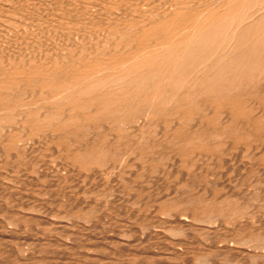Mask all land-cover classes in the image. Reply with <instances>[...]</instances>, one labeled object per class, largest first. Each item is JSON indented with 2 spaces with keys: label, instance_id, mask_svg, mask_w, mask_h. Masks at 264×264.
I'll list each match as a JSON object with an SVG mask.
<instances>
[{
  "label": "bare ground",
  "instance_id": "1",
  "mask_svg": "<svg viewBox=\"0 0 264 264\" xmlns=\"http://www.w3.org/2000/svg\"><path fill=\"white\" fill-rule=\"evenodd\" d=\"M32 1H34V0H32ZM177 1H179V0H177ZM207 1H209V0H207ZM13 2H16V1L15 0H0V151H1V153L8 151V153L10 155L11 154L19 155L18 154L19 152H20V154H22V152L19 151L20 149L18 150V148H20L19 145L21 144V142L24 143L27 138H29L30 136L31 137L34 136L36 133H38L40 131L46 132L47 134L49 133L53 137L56 136L58 139H61V140L63 138L61 136L63 135L66 138H69L70 143H73V146H72L73 151H69V153L73 152V156H74L73 159H74L75 164H72V165H77V166H79V169L82 168L85 170V169H94L96 167H104V166L108 165L110 162H112L113 158H115V157L121 158L125 153L124 149L123 150L121 149L123 145H125V147L133 146L134 147L133 149H136V150H142V151L145 150L146 152L148 151L149 153L153 154V156L155 154H159V153H160L159 156H161V154L163 155V153L165 154L167 148H169L167 151V152H169L170 149L174 150L173 149L174 147L176 148L178 146L177 149H179V148L183 149V147H184L185 149L191 150V152H192L191 155L198 153L197 156H195V157H198L197 161H198V159L200 161V156L202 155V152L204 151V147L206 146V144L208 146L210 144H213V145H215L217 147H221V148L224 146H225L224 148H226V146L228 144H230V145L232 144V136H231L232 128L235 126V123L237 122V120L239 121V119H241V128H242L244 135L247 137V139H252L254 135H259V133H263V130L261 128L264 129V102L260 101L259 99H254L252 97L254 95L253 91L255 90L256 85H257L256 82H259L260 84H262L264 82V22L262 23V21L260 19L261 17L259 18V15L261 14V12L264 11V0H262V1L261 0H217V1L214 0L213 2H215V3H217V2L222 3L221 5L218 4V5H220V7H216V5H215V7H211V6L205 7L202 10L197 9V10L201 11L200 14L198 13L199 15L197 14L198 16L201 15V17H199L195 21L194 20L193 21L186 20L187 18L186 19L181 18V17L179 18L180 14H182V12H183L182 9L189 11L187 9H190L193 6V5H191V7H189L185 4L180 3V1H179L176 4L172 5L174 7V9L169 10V12H167L166 16H165V14L163 15V16H165L164 18L160 19L158 17V19H155V20H149L148 19V20H142V21L136 22V23L132 22V21L127 22L124 20L125 22L116 24L117 26H115L113 24L115 27L109 31H106L107 33L105 32V34L104 33L101 34L99 31L100 34H97V35H92L90 33H89L90 35L74 34V35H71L67 38H65V36H66L65 35L64 37H62L63 39L65 38L64 43H63V41L60 42L61 36H60V38H58L56 36V34L55 35L53 34V36H51L52 32L58 33L59 32L58 29L61 30V28L56 27V28H58L56 30H54L53 28H49L51 26L50 23H48L50 26L48 25L49 27H47V28L51 29L50 31H48V32L44 31V30H46L45 27L47 25L45 27L43 26L44 30L43 29L42 30L44 31V35H46L45 33H49L51 35L50 36L46 35L42 39L41 38V37H43L41 35L42 30L40 29L41 30L40 31L39 27H37L38 26L37 24H41V21L39 22V20L37 21V19L33 20L34 17H31L32 15H31V13L29 14L27 7H25V5H22V7L20 9V8H17L19 5L17 6ZM169 2L170 1H168L167 3H169ZM213 2L211 1V3H213ZM22 3H23V1H22ZM42 3H44V2H42ZM191 3H193V2H191ZM198 5H196V6H198ZM32 6H34V5L31 4V8L33 9ZM173 7H171V8H173ZM29 8H30V6H29ZM85 8H87V7L85 6ZM193 8H195V7L193 6ZM38 9H40V8L38 7ZM101 9H103V8H101ZM143 10H145V9H143ZM32 11H34V10H32ZM96 12H97V10H96ZM146 12H148V11H146ZM161 12H163V11H160V13ZM37 13H39V12H37ZM142 13H140V15ZM80 14H81V12H80ZM51 15L54 16L53 13ZM75 15H77V14H75ZM100 15L98 14V16H100ZM140 15H139V17H140ZM34 16H35V14H34ZM52 16H50L51 19H52ZM156 16H158V15H156ZM87 17H88V15H87ZM147 18H148V14H147ZM87 19L89 20V18H87ZM91 19H92V17H91ZM94 19L97 20L96 17H94ZM93 20H92V22L91 21H89V22H91L92 24L96 23V21L93 22ZM110 20H112V19H110ZM34 21L35 22L37 21L35 23L36 25L33 24ZM59 22H60V20H59ZM16 23H18V26H20V27L22 26V23H27V25L29 23V26L25 25V26H27L26 28L23 26L25 28L22 31L23 33L17 34V33H15L18 31L17 28L14 29L13 27L9 26V25L16 24ZM43 23H42V25H43ZM46 23H44V24H46ZM51 23L53 24L54 22H51ZM113 23H115V22H113ZM30 24H31V26H30ZM102 24H104V23H102ZM111 24H112V22H111ZM54 25H52V26L54 27ZM66 26L67 25H65V28L68 29ZM66 29H62L61 31L65 30V33H68L67 32L68 30L66 31ZM106 29H108V28H106ZM83 30L86 32L85 28ZM102 30H101V32L104 31V30L103 31ZM36 31L40 32V34L39 33L35 34L34 32H36ZM79 31H80V29H79ZM79 31H77V33ZM12 32H14L17 35L16 36L14 34V36L17 37V39L15 41H13L14 38L11 39L12 38ZM80 32H82V31H80ZM87 32H88V30H87ZM97 33H98V31H97ZM261 88H262V86H261ZM261 88L259 85L258 89H261ZM262 91L263 90H261V94H262ZM252 93H253V95L251 96ZM233 94L235 96H232ZM237 94H239L238 96H240L239 99L236 96ZM255 95L257 97H260L259 96L260 93L257 95L255 92ZM231 96L233 97L232 99H235V101L239 100V102L241 103L239 105V108L237 107V109L239 110L238 113H234L231 110L229 111V109H227L228 108L227 103L229 104V101H231V99H229ZM257 97H255V98H257ZM236 98H237V100H236ZM254 110L256 113L254 112ZM204 111L206 112L207 116L208 115L210 116V114H211V119H209V117H208V119H209L208 121H207V118L206 119L204 118L205 116H202L205 114ZM167 117L171 118V121L169 120L170 123L168 125L163 121V119L167 118ZM135 119L139 123L138 124L139 126L135 124L136 126H138L137 127L138 130L136 132L134 129L136 134H134L135 133L134 132L132 137L129 139L130 136L128 134H124L123 132H125L127 130V128H129L128 126L131 125V122L133 120L135 122ZM153 124L156 125L154 128H156V127L157 128L155 131L152 132L151 129L153 127ZM215 125H216V127H215ZM150 127H151V129H150L151 131L149 130ZM131 128H132V126H131ZM82 135L84 138H81ZM263 135H264V133L261 136L264 137ZM262 140H264V139H262ZM62 141H64V140H62ZM67 141H68V139H67ZM125 141H127V142L125 143ZM27 143L26 142L24 143L25 146ZM30 145H32V144H30ZM27 146L30 147L29 145H27ZM208 146H207V148H208ZM21 147H23V146L21 145ZM32 147H33V145H32ZM263 147H264V145L262 144V148ZM227 148H229V147H227ZM24 149H25V147H24ZM53 149H54V147H53ZM240 149L241 150L239 152L241 153V151H243L244 149L242 150V147ZM26 150H29V148H27ZM63 150H66V149L64 148ZM263 150H264V148H263ZM59 151L60 150H58L57 152H59ZM174 152H176V151L174 150ZM27 153H28V151H27ZM9 154L8 155L6 154V156L8 157ZM30 154H32V153H30ZM35 154H36V152H35ZM189 154H190V151H189ZM165 155H163V157ZM174 155L176 156V153H172V155H170V156H174ZM213 155H214V153H213ZM240 157H238V158H240ZM8 158H11V157H8ZM145 158L148 159V157H145ZM164 158H166V157H164ZM169 158H167V159H169ZM192 158H194V157H192ZM126 159L127 158H125L124 160H126ZM170 159H171V161H173L172 157ZM170 159H169V161H170ZM194 159H196V158H194ZM8 160H6V161H8ZM11 160H13V159H11ZM14 160H15V158H14ZM23 160H25V159H23ZM54 160H55V158H54ZM150 160L148 159L149 163H150ZM178 160H182V159L180 158ZM232 161H233V159H232ZM23 162H25V161H23ZM51 162L52 161H50V163ZM61 162H63V161H61ZM161 162L163 163V161H161ZM179 162H181V161H178V162L176 161V163H179ZM7 163H5L4 166H6ZM116 163H118V162H116ZM126 163L128 165L129 161L128 162L126 161ZM176 163H174V164H176ZM227 163H229V162L227 161L224 164L228 165ZM23 164H25V163H23ZM70 164H71V162H70ZM164 165H166V164H164ZM14 166L12 167V169L14 168ZM18 166L20 167L21 165H18ZM22 166H27V165H22ZM30 166L31 165H29V168H30ZM61 166L64 167V165H61ZM117 166L118 165H116V167ZM169 166H171V165H169ZM203 166H204V164H203ZM244 166H245V164H244ZM256 166H257V164H256ZM7 167H8V165H7ZM160 167H159V170H160ZM0 168L3 169L4 167L3 168L0 167ZM56 168L58 169V167H56ZM108 168L109 167H107V169ZM122 168H123V164H122ZM130 168H132V167H130ZM143 168H145V166ZM189 168L191 169V167H189ZM232 168H234V167H232ZM232 168H231V170H232ZM254 168H255V166H254ZM66 169H68V167H66ZM100 169H102V168H100ZM187 169H188V167L186 168V170ZM5 170H6V168H5ZM21 170L23 172V169H21ZM147 170H149V169H147ZM214 170H215V168H214ZM228 170H229V168H228ZM228 170H227V172H228ZM14 171H16V170H14ZM18 171H20V170H18ZM26 171H28V170H26ZM63 171H64V169H63ZM89 171H91V170H89ZM95 171H93V172H95ZM103 171H105V170L101 171L102 174L104 173ZM143 171H145V169ZM204 171H205V169H204ZM10 172H9V174H10ZM22 172H21V174H22ZM56 172H54V173H56ZM59 172L60 171H58V174H56V175L59 176V174L61 173V172L60 173ZM93 172L91 174H93ZM97 172L98 171H96V174H98ZM112 172H113V170H112ZM54 173H53V176L55 175ZM62 173L64 174V172H62ZM115 173H114V175L113 174H111V175L115 176L116 175ZM157 173H158V171H157ZM189 173H190V171H189ZM12 174H13V172H12ZM88 174H87V176H88ZM220 174H222V173H220ZM1 175H2V172H1ZM13 175H15V174H13ZM20 175H18V176H20ZM24 175L26 177L27 173ZM183 175H181V176H183ZM206 175H205V177H206ZM79 176H80L79 179H82L81 177H83V176H81V175H79ZM100 176H101V174H100ZM113 176L112 177L110 176V178H113ZM189 176H190V174H189ZM197 176H199V175H197ZM226 176H227V173H226ZM49 177H50V175H49ZM184 177H185V175H184ZM21 178L22 177L20 176V181L23 182L21 180ZM41 178L44 179L43 177H41ZM60 178H62V177H60ZM88 178L90 179V175ZM98 178H99V176H98ZM148 178H149V176H148ZM181 178L183 180V177H181ZM181 178H179V180ZM185 179H187V180H185ZM194 179H196V177L193 178V180ZM0 180H1V178H0ZM18 180H19V178H18ZM56 180L60 181L59 178H57ZM116 180L117 179H115V181L114 180H112V181L118 182ZM182 180H180V181L182 182ZM184 180L187 183L186 184L187 186H191L190 189L192 188V186L194 188V186L197 184L195 181H193L189 178H184ZM63 181H64V179H63ZM63 181H61V183H63ZM88 181H86V182H88ZM90 181H91V179H90ZM67 182H68V180H67ZM100 182H102V181L100 180ZM181 182H179L178 185H180ZM221 182H223V184H224V181H221ZM25 183L27 184L28 182H25ZM50 183H51V181H50ZM54 183H55V181H54ZM88 183H86V184H88ZM11 184H13V183H10V185ZM56 184H57V182H56ZM157 184H159V183H157ZM189 184H191V185H189ZM1 185H3V184H1ZM21 185L24 186L23 184H21ZM47 185H49V184H47ZM52 185H51V187H52ZM121 185L122 184H120V187H121ZM125 185H127V184H125ZM136 185H138V184H136ZM201 185H203V184H201ZM4 186H6V185L4 184ZM7 186H8V184H7ZM74 186H76V185H74ZM204 186L205 185H203V187ZM230 186L231 185H229V187ZM18 187H20V186H18ZM170 187H173V186H170ZM211 187L213 188V185ZM217 187H219V185ZM246 187H248V186H246ZM42 188H43V186H42ZM91 188H92V186L90 187V189ZM140 188H141V185H140ZM159 188H160V186H159ZM159 188H158V190L160 191ZM0 189H4V188L0 187ZM21 189H22V187H21ZM125 189H127V188H125ZM173 189H174V187H173ZM179 189L181 190L182 187H180ZM225 189H227V186ZM5 190H4V194H5V192L9 191V190L5 191ZM43 190L45 191V189H43ZM58 190H60V189L58 188ZM62 190L65 191L66 189L64 190V188H63ZM77 190H78V188H77ZM94 190L96 191V189H94ZM142 190H144V188ZM192 190H191V192H192ZM0 191L3 192V190H0ZM16 191H18V190H16ZM79 191H80V189H79ZM90 191H93V190H90ZM162 191H164V190H162ZM20 192L18 195H20ZM175 192H177V191H175ZM175 192L173 191V193H175ZM186 192L187 193H185V189H184V193L181 192V194H180L177 192L178 194H180V196L177 195V198H176L177 205H176L175 209H171V208H169V209L163 208L162 209L161 208V210L164 211V213H172L173 216H175V218L177 220L176 222L179 225L181 223L182 225L185 224L186 226L187 225L189 226V224L191 225V223H190L191 221L192 222L199 221L200 223H201V221L208 222L206 224H213V223L215 224L218 222V223H222V225H223L225 222V219H227V218L229 219V217L231 218V215H233V216H236V215L244 216V214L247 213L245 210H242V208L240 206L231 204L226 200L221 201L218 204L213 203V199H215L214 201H216V196L213 195L212 190L209 189L208 187L205 190V195H203V197H199L200 195L197 196V194H199V193L188 194V191H186ZM229 192H230V190L227 193H229ZM15 193L17 194V192H15ZM22 193H23V191H22ZM249 193H253V192L250 191ZM4 194L3 193L1 194V195L5 196L4 198L2 197V199L6 198V195H4ZM13 194L14 193H12V195ZM171 194L168 193L167 194L168 197L172 196ZM18 195H15V196H18ZM28 195H30V194H28ZM88 195H91V194H88ZM88 195H87V197H88ZM114 195L115 194H113V196ZM63 196L64 195H62V197ZM65 196H66V194H65ZM11 197L12 196L10 195V198H9L10 201L14 196L12 198ZM20 197L21 196H19V198ZM25 197L27 198L26 195H25ZM66 197H64V198H66ZM145 197H146V195H145ZM148 197H146V198H148ZM14 198H17V197H14ZM67 198H66V200H67ZM100 198H101V196H100ZM20 199H25V198L22 197ZM20 199H19V201H20ZM170 199H172V198L170 197ZM71 200L72 199H70L69 201L71 202ZM78 200H80V199L78 198ZM120 201H121V199H120ZM139 201H141V198ZM157 201H159V200L157 199ZM229 201H230V199H229ZM16 202H18V200H16ZM118 202H119V200H118ZM118 202H115V203L118 204ZM259 202H260V200H259ZM21 203H22V201H21ZM37 203H38V201H37ZM90 203L84 202L85 207L92 208L93 207L92 205H94V203H92V202H90ZM22 204H24V203H22ZM27 204L25 203L24 206L26 207ZM39 204L37 205L35 203V205L37 206L36 208H38V207L40 208ZM44 204H46V203H44ZM76 204L79 206L80 202L76 203ZM76 204H75V206H76ZM81 204H82L81 206H83V203H81ZM96 205H98V204H95V207H97ZM112 205L113 204H111V206ZM3 206L4 205L1 204L0 208ZM28 206H30V205H28ZM111 206H109V207H111ZM25 207H24V209L28 208V207L27 208H25ZM33 207H34V209L32 208V211H30L28 209H27L28 211H26V210L25 211L26 212H29V211L34 212L35 206H33ZM50 207H51V205H50ZM116 207H117V205H116ZM123 207H121V209L122 208L125 209V206H123ZM127 207L125 209L126 211H127ZM173 207H175V205ZM77 208H79V207H77ZM5 209H6V207H5ZM8 209H10V208H8ZM8 209L6 211H8ZM131 209H130V211H131ZM13 210L14 209H12L11 213L15 212V210H14V212H13ZM36 210L39 211L38 209H36ZM74 210H75V208H74ZM100 210H101V207H100ZM125 210H122V211L124 212ZM128 210H129V208H128ZM25 211H23V215H24ZM116 211H117V209H116ZM102 212H104V211H102ZM16 213H18V212L16 211ZM34 213H37V212H34ZM56 213H58V212H56ZM59 213H61V212H59ZM67 213H69V212H67ZM88 213L91 214V212H89V211H88ZM8 214H6V215H8ZM39 214H43V213H39ZM90 214H88V215L90 216ZM128 214H129V212H128ZM134 214L136 215V213H134V212L131 215H134ZM260 214H258V215H260ZM25 215H27V213ZM84 215H86V214H84ZM110 215L111 214H109V216ZM54 216H52V217H54ZM79 216H78V218H79ZM169 216H171V215H169ZM181 216H182V218H181ZM21 217L25 218L24 216H21ZM35 217H36V215H35ZM69 217H71V216H69ZM29 218H31V217H29ZM46 218H48V217H46ZM56 218H58V217H56ZM61 218L64 219V217H61ZM72 218H74V217H72ZM72 218H70V219H72ZM87 218H89V217H87ZM130 218H131V216H130ZM244 218H245V216H244ZM7 219H8V217H7ZM54 219H53V221H54ZM27 220H28V218H27ZM8 221H6V222H8ZM21 221H22V219H21ZM31 221H33L32 218H31ZM44 221H46V220H44ZM68 221H70V220H68ZM144 221H146V220H144ZM48 222H52V221L49 220ZM204 222H203V224H205ZM226 222H227V220H226ZM12 223L13 222L10 223V226ZM65 223H67V222H65ZM69 223H71V222H69ZM168 223H170V222H168ZM196 223L198 224V222H196ZM236 223L238 224L239 222L236 221ZM19 224H21V223H19ZM84 224H85V222H84ZM98 224H99V222H98ZM192 224H194V223H192ZM0 225H1V223H0ZM8 225H9V223H8ZM16 225H18V224H16ZM34 225H35V223H34ZM173 225H175V223ZM228 225H229V223H228ZM20 226L22 227V225H20ZM59 226H60V224H59ZM124 226L127 227V225H124ZM124 226H121V227H124ZM196 226L198 227L199 225H196ZM208 226H210V225H208ZM254 226L253 227L250 226L249 229L247 228L248 231H247L246 236H248V237H250V235L255 236L256 231L253 229ZM33 227L34 226H32V228ZM130 227H131V225H130ZM10 228L13 229V227H10ZM69 228H71V227H69ZM80 228L82 229V227H80ZM99 228H101V227H99ZM128 228H129V226H128ZM183 228H185V227L183 226L182 229ZM204 228L206 229V227H204ZM209 228H211V227H208V229ZM17 229L18 228H16V230ZM103 229H101V230H103ZM172 229L170 230V232L174 231ZM224 229H226V228H224ZM83 231H84V229H83ZM160 231H162V229H160ZM178 231H180V233H181V230H178ZM215 231H216V229H215ZM52 232L54 233L55 231H52ZM60 232H62V231H60ZM64 232H65V230H64ZM77 232H78V230H77ZM91 232H92V230H91ZM104 232H105V230H104ZM130 232H126V234L125 233L124 234L127 236V233H130ZM167 232H168V234H170L169 237H171V233H173V232H171V233L169 231H167ZM191 232L194 233V231H191ZM191 232H190V234H191ZM0 233H3V232H0ZM16 233H18V231ZM25 233L27 234V235L25 234V237L28 236L27 238H29L30 236L28 235V231ZM47 233H48V231H47ZM88 233H87V236H88ZM100 233H101V231H100ZM115 233H116V231H115ZM139 233L137 232L136 234H139ZM228 233L233 234L232 232H229V230H228ZM74 234L76 235V233H74ZM181 234H182V236H185V235H183V232ZM224 234H225V232H224ZM21 235L24 236V234H22V233H21ZM35 235H36V231H35ZM44 235H45V233H44ZM56 235L58 236L57 233H56ZM63 235H65V234H63ZM98 235H100V234H98ZM105 235H107V234H104V236ZM172 235L175 236L174 234H172ZM111 236L112 235H110V237ZM191 236H192V234H191ZM223 236H225V235H223ZM0 237H1V235H0ZM15 237H16V235H15ZM47 237H49V236H47ZM58 237H60V236H58ZM91 237L94 238L93 236H91ZM106 237H108V235ZM207 237L210 238L209 235H207ZM9 238H10V236H9ZM18 238L19 237H17L16 239H18ZM69 238H70V236L68 237V240H69ZM74 238L76 239V237H74ZM79 238H80V236H79ZM81 238H84V236ZM115 238H116V236H115ZM115 238H113V239H115ZM148 238H149V236H148ZM150 238L152 239V237H150ZM171 238H169V240ZM173 238H175V237H173ZM35 239H39V236H38V238L35 237L33 239V241ZM45 239L46 238H44V240ZM72 239H73V237H72ZM72 239L70 241H72ZM95 239H96V237L94 238V240ZM108 239H107V241H108ZM113 239L112 240L110 239V240L114 242ZM163 239H162V241H163ZM205 239H206V237H205ZM205 239H203V237H202V240H205ZM247 239H249V238H247ZM62 240H67V239H65V237H64V239H62ZM121 240H119V241L121 242ZM146 240H147V238H146ZM159 240H161V239H159ZM13 241H15V240H13ZM6 242H8V241H6ZM17 242H19V241H17ZM21 242H23V241H21ZM65 242H68V241H65ZM86 242H88V241H86ZM102 242L104 243V241H102ZM113 242H112V245L115 243V242L114 243ZM33 243H35V242H33ZM37 243L39 244V242H37ZM49 243L50 242H48L47 244H49ZM52 243H50V244L54 246L55 243L54 244H52ZM108 243H109V241H108ZM137 243H139V242H137ZM140 243L143 244L142 242H140ZM155 243H157V241ZM179 243H181V241H179ZM228 243H229V241H228ZM228 243H226V245L224 247L219 248V251L232 252L234 254L240 253L237 250L240 247L235 249L232 245L233 242L231 243L232 246L229 245ZM6 244H5V246H6ZM115 244H117V243H115ZM144 244H146V243H144ZM151 244H153V243H151ZM248 244H250V243L248 242ZM55 245H57V244H55ZM154 245H156V244H154ZM9 246L13 247V244L9 245ZM36 246H39V245H36ZM40 246H41V244H40ZM53 246H51V248ZM56 247H58V245ZM110 247H111V245H110ZM86 248H88V247H86ZM108 248H109V246H108ZM255 248L259 249V250L263 249L264 244H257ZM2 249H3V247H2ZM66 249H67V247H66ZM32 250H37V249H32ZM105 250H107V249H105ZM110 250L112 253L113 250L111 248H110ZM115 250L117 252V249H115ZM118 250H120V249H118ZM5 251H6V249H5ZM10 251H13V250H10ZM18 251H20V250L18 249ZM26 251H27L26 254H29L28 250L25 249V252ZM38 251H39V249H38ZM47 251H45V252H47ZM54 251L55 250H53V253H54ZM56 251H58V250H56ZM130 251H129V253H131ZM167 251H168V249H167ZM30 252H32V251H30ZM92 252H94V251H92ZM15 253L16 252H14V255H15ZM78 253L81 254V252H78ZM158 253H160V252H158ZM8 254H10V253H8ZM63 254H65V252ZM252 254H254V253L252 252ZM30 255H31V253H30ZM67 255L69 256V254H65L64 256L66 257ZM83 255H84V253H83ZM163 255H166V253ZM163 255H162V257H163ZM172 255L175 256V258H179V257L185 256V252L183 251V249L181 247L180 249H173ZM11 256H12V254H11ZM75 256H77V255H75ZM84 256L86 257V255H84ZM128 257H129V255H128ZM138 257H140V256H138ZM6 258H8V257H5V259ZM30 258L32 259V255ZM82 258H83V256H82ZM101 258H103V257H101ZM110 258H111V256H110ZM39 260H41V259H39ZM4 261L5 260H3V262ZM8 261L10 263V260H8ZM72 261H75V260L72 259ZM117 261H116V264H118ZM141 261H143V260H141ZM36 262L37 261H35V263ZM40 262H42V261H40ZM96 262H97V260H96ZM7 263H5V264H7ZM2 264H4V263H2ZM50 264H53V263H50ZM193 264H194V262H193Z\"/></svg>",
  "mask_w": 264,
  "mask_h": 264
},
{
  "label": "rangeland",
  "instance_id": "2",
  "mask_svg": "<svg viewBox=\"0 0 264 264\" xmlns=\"http://www.w3.org/2000/svg\"><path fill=\"white\" fill-rule=\"evenodd\" d=\"M15 3L18 7L20 8L22 7V5H25V7H27V10L29 12V14L31 13V17H34L33 20L37 19V21L39 20V22L41 21V24H37L39 27V30L43 29L44 27L46 30H44L45 32L50 31L51 29L49 28H53L54 30L58 29L56 27H59L62 29H66L65 25H67L66 27L68 29H66V31L68 33H65L64 31H61L58 29V33H45L46 35H51L53 36V34L60 38L61 36V40L60 42L65 41V38L74 35V34H81V35H97V34H102L106 31H109L111 29H113L115 26H117L116 24L125 22V21H132V22H140L142 20H155L158 19V17L164 18L167 14V12H169V10L174 9V7L172 5L176 4L177 2L180 1V3L185 4L189 7H191V5H193L195 8H193V6L190 9H187L189 11H186L184 9L182 14H180L179 18H184L186 20L189 21H195L197 20L200 16H198L201 11L197 10V9H204L205 7H220V5L222 4L221 2H213L214 0H15ZM23 1V3H22ZM28 1V2H27ZM41 1V2H40ZM51 1V2H50ZM78 1V2H77ZM168 1H170L169 3H167ZM203 1V2H202ZM211 1L213 3H211ZM217 1V0H215ZM262 1V0H261ZM19 4H18V3ZM33 2V3H32ZM39 2V3H38ZM44 2V3H42ZM46 2V3H45ZM69 2V3H68ZM75 2V3H74ZM172 2V3H171ZM193 2V3H191ZM205 2V3H204ZM37 3V4H36ZM103 3V4H102ZM211 3V4H210ZM30 4V5H29ZM31 4L34 5L32 6L33 9L31 8ZM45 4V5H44ZM51 4V5H50ZM67 6H66V5ZM112 4V5H111ZM146 4V5H145ZM199 4V5H198ZM208 4V5H207ZM220 4V5H218ZM27 5V6H26ZM198 5V6H196ZM213 5V6H212ZM30 6V8H29ZM85 6L87 8H85ZM138 6V7H137ZM166 6V7H165ZM168 6V7H167ZM36 9H35V8ZM38 7L40 9H38ZM65 7V8H64ZM67 7V8H66ZM103 9H101V8ZM110 7V8H109ZM173 7V8H171ZM198 7V8H197ZM58 8V9H57ZM140 8V9H139ZM30 9V10H29ZM34 11H32V10ZM38 9V10H37ZM49 11H48V10ZM51 9V10H50ZM79 9V10H78ZM97 12H96V10ZM99 9V10H98ZM105 9V10H104ZM146 11H150L149 13ZM194 9V10H193ZM64 10V11H63ZM94 10V11H93ZM138 12H137V11ZM39 13H37V12ZM55 11V12H54ZM58 11V12H57ZM74 13H73V12ZM83 11V12H82ZM92 11V12H91ZM99 11V12H98ZM105 11V12H104ZM160 11H163L160 13ZM71 12V13H70ZM81 12V14H80ZM88 12V13H87ZM95 12V13H94ZM101 12V13H100ZM124 12V13H123ZM140 13H142L139 17ZM193 12V13H192ZM44 13V14H43ZM53 13L54 16H52L51 14ZM87 13V14H86ZM116 13V14H115ZM159 13V14H158ZM192 13V14H191ZM199 13V14H198ZM35 14V16H34ZM77 14V15H75ZM98 14L101 16H98ZM147 14H148V18H147ZM165 14V16H163ZM198 14V15H197ZM263 14V15H262ZM43 15V16H42ZM52 16V19L50 16ZM88 15V17H87ZM92 15V16H91ZM97 15V16H96ZM115 17H114V16ZM158 15V16H156ZM160 15V16H159ZM38 16V17H37ZM48 16V17H47ZM84 16V17H83ZM105 16V17H104ZM125 16V17H124ZM139 18H138V17ZM144 16V17H143ZM45 19H44V18ZM92 17V19H91ZM94 17H96L97 20L94 19ZM99 17V18H98ZM136 17V18H135ZM204 17V16H203ZM261 17V18H260ZM47 18V19H46ZM54 18V19H53ZM65 18V19H64ZM89 18V20L87 19ZM137 20H135V19ZM138 18V19H137ZM258 18V17H257ZM259 18L261 19L262 23L264 22V11L261 12V14L259 15ZM258 18V19H259ZM49 19V20H48ZM60 22H59V20ZM62 19V20H61ZM91 19V20H90ZM94 19V20H93ZM112 19V20H110ZM141 19V20H140ZM46 20V21H45ZM96 21V23L92 24L91 22ZM102 20V21H101ZM125 20V21H124ZM36 21V22H37ZM46 23V24H44ZM66 21V22H65ZM76 21V22H75ZM85 21V22H84ZM91 21V22H89ZM119 21V22H118ZM35 21L33 22L34 25H36ZM51 22H54L53 24ZM88 22V23H87ZM112 22V24H111ZM115 22V23H113ZM118 22V23H117ZM43 23V25H42ZM50 23L51 26L48 24ZM68 23V24H67ZM87 23V24H86ZM90 23V24H89ZM100 23V24H99ZM104 23V24H102ZM17 24V25H16ZM16 24H12L9 25L11 27H13L14 29L17 28V32L15 33H23V29H25L27 26H29V23L27 25V23H22V26H18V23ZM24 24V25H23ZM55 24V25H54ZM59 24V25H58ZM108 24V25H107ZM115 26H114V25ZM15 25V26H14ZM20 25V24H19ZM27 25V26H25ZM42 25V26H41ZM50 27H49V26ZM54 25V27L52 26ZM62 25V26H61ZM105 25V26H104ZM25 28H24V27ZM31 26V24H30ZM44 26V27H43ZM20 27V28H19ZM49 27V28H47ZM71 27V28H70ZM73 27V28H72ZM80 27V28H79ZM89 27V28H88ZM19 28V29H18ZM75 28V29H74ZM86 29V32L88 30V32L86 33L83 29ZM101 28V29H100ZM108 28V29H106ZM48 29V30H47ZM78 29V30H77ZM82 31L80 32L79 31ZM100 29V30H99ZM104 31H103V30ZM21 30V31H20ZM40 30V31H41ZM42 32V39L46 36L44 35V31ZM73 30V31H72ZM90 30V31H89ZM95 30V31H94ZM101 30L103 32H101ZM77 31H79L77 33ZM92 31V32H91ZM98 31V33H97ZM100 31V33H99ZM74 32V33H73ZM76 32V33H75ZM95 32V33H94ZM14 32H12V38H14L13 41H15L17 39V35ZM29 33V32H28ZM35 34L40 32H34ZM63 33V34H62ZM71 33V34H70ZM90 33V34H89ZM107 33V32H106ZM14 34L16 36H14ZM68 34V35H67ZM24 35V34H23ZM63 35V36H62ZM66 35V36H65ZM40 36V35H39ZM65 38L63 39L62 37ZM48 37V36H47ZM59 42V43H60ZM256 88L253 91V93L251 94V96L253 95L252 98L254 99H259L260 101L264 102V82L262 84H260L259 82H256ZM260 85V88L262 86L261 89H258ZM261 90L262 94H261ZM258 95L260 93V97H257L255 95ZM239 94H237V98L239 99L240 96H238ZM232 96H235L234 94ZM230 97L229 99H231V101H229V104L227 103V109H229V111L231 110L234 113H238L239 110L237 109V107L239 108V105L241 104L238 101H235V99H232L233 97ZM257 97V98H255ZM263 97V98H262ZM235 98V97H234ZM236 98V100H237ZM261 98V99H260ZM237 109V110H236ZM255 112V110H254ZM204 118H207V121L209 119H211V114L210 116L206 115V112L204 111ZM256 113V112H255ZM241 116V115H240ZM209 117V119H208ZM168 118V119H167ZM164 118L163 121L168 125L171 121L170 117ZM170 120V121H169ZM168 121V122H167ZM137 122V123H136ZM239 123V124H238ZM138 125V121L135 119L131 122V125L128 126L129 128H127V130L125 132H123L124 134H128L130 137L129 139L132 137L133 133L136 131L137 132V127ZM132 126V128H131ZM156 125L153 124V127L151 129V127L149 128V130L151 129L152 132L156 130V128H154ZM216 127V125H215ZM135 129V131H134ZM154 129V130H153ZM263 130L264 133V129L261 128ZM150 130V131H151ZM132 132V133H131ZM136 132L134 134H136ZM231 136H232V144H228L226 146V148L224 147H217L213 144H210L209 146L206 144V146L204 147V151L202 152V157L200 156V161L195 157L197 156V154L195 153L194 155H191L192 152L189 149H185L183 147L177 149V147L173 148L176 152H174V150H169V148H167L165 154L163 153V155H165L164 158L163 155L160 153L159 154H155L153 156V154L149 153L148 151L145 152L142 150H136L133 149V146H127L125 147V145L122 146V150L124 149V155L120 158H113L112 162H110L108 165L104 166V167H96L94 169H79V166L77 165H72L75 164L74 163V156H73V152L69 151H73V143H70L69 138H66L65 136H61L63 137L62 141L61 139H58L56 136L53 137L52 135H50L49 133L47 134L46 132H38L36 133L34 136H30L29 138H27L25 140V142L27 143V145H29L30 147H26L25 146V142H21V144L19 145L20 148H18L19 151L22 152V154H20V152L18 153L19 155H15V154H9L8 151L6 152H2L0 151V167H4L3 169L0 170V175L2 172V175L0 176L1 180H0V187L4 188V189H0L3 190V192L0 193V206L1 204L4 205L6 207L3 206L0 208V233L1 235V239H0V263H7V264H116V261L118 264H264V248L263 249H256V245L257 244H264V150L262 148V144L264 145V137H262L261 135L263 133H259V135H254L252 139H247V137L244 135L242 128H241V119H239V121L237 120V122L235 123V126L232 128V132H231ZM264 136V135H263ZM239 137V138H238ZM241 137V138H240ZM81 138H84L83 135ZM32 139V140H31ZM68 139V141H67ZM128 139V140H129ZM239 139V140H238ZM127 140V141H128ZM30 141V142H29ZM55 141V142H54ZM67 141V142H66ZM125 141V143L127 142ZM259 143H258V142ZM32 142V143H31ZM69 142V143H68ZM262 142V143H261ZM67 143V144H66ZM32 144V145H30ZM50 144V145H49ZM54 144V145H53ZM57 144V145H56ZM65 144V145H64ZM70 144V145H69ZM129 144V143H128ZM261 144V145H260ZM21 145L23 147H21ZM53 145V146H52ZM242 145V146H241ZM260 145V146H259ZM46 146V147H45ZM65 146V147H64ZM208 146V148H207ZM211 146V147H210ZM255 146V147H254ZM25 147V149H24ZM54 147V149H53ZM56 147V148H55ZM229 147V148H227ZM242 147L241 153L239 152ZM247 147V148H246ZM27 148H29V150H26ZM34 150H33V149ZM46 148V149H45ZM62 148V149H61ZM66 150H63V149ZM211 148V149H210ZM262 148V149H261ZM57 149V150H56ZM207 149V150H206ZM58 150H60L59 152H57ZM134 150V151H133ZM209 150V151H208ZM259 150V151H258ZM262 150V151H261ZM24 151V152H23ZM28 151V153H27ZM139 151V152H138ZM182 151V152H181ZM190 151V154H189ZM215 151V152H214ZM220 151V152H219ZM226 151V152H225ZM34 152V153H33ZM36 152V154H35ZM133 152V153H132ZM239 152V153H238ZM244 152V153H243ZM11 157L8 158L6 156V154ZM27 153V154H26ZM32 153V154H30ZM130 153V154H129ZM135 153V154H134ZM147 155H146V154ZM172 153H176V156H170L172 155ZM214 153V155H213ZM259 155H258V154ZM32 156H30V155ZM35 154V155H34ZM128 154V155H127ZM146 156H145V155ZM53 155V156H52ZM133 155V156H132ZM144 155V156H143ZM242 155V156H241ZM252 155V156H251ZM22 156V157H21ZM136 156V157H135ZM153 156V157H152ZM172 157V160L169 158ZM184 156V157H183ZM187 156V157H186ZM191 156V157H190ZM217 158H216V157ZM240 158H238V157ZM19 157V158H18ZM148 157V159L150 160V163L148 162V159L145 158ZM179 157V158H178ZM196 159H194V158ZM233 157V158H232ZM253 157V158H252ZM15 158V160H14ZM31 158V159H30ZM55 158V160H54ZM125 158H127L126 160H124ZM165 160H164V159ZM169 158V159H167ZM176 158V159H175ZM182 159V160H178V159ZM208 158V159H207ZM236 158V159H235ZM9 159V160H8ZM13 159V160H11ZM20 159V160H19ZM25 159V160H23ZM136 159V160H135ZM139 159V160H138ZM147 159V160H146ZM153 159V160H152ZM185 161H184V160ZM194 159V160H193ZM214 159V160H213ZM233 159V161H232ZM239 161H238V160ZM8 160V161H6ZM20 162H19V161ZM22 160V161H21ZM29 160V161H28ZM49 160V161H48ZM175 160V161H174ZM187 160V161H186ZM191 160V161H190ZM203 160V161H202ZM226 160V161H225ZM258 160V161H257ZM11 161V162H10ZM25 161V162H23ZM50 161H52L50 163ZM63 161V162H61ZM124 161V162H123ZM126 161L128 163H126ZM153 161V162H152ZM158 161V162H157ZM160 161V162H159ZM163 161V163L161 162ZM167 161V162H166ZM176 161H181L179 163H176ZM184 161V162H183ZM228 165L224 164L226 162ZM8 162V163H7ZM19 162V163H18ZM57 164H56V163ZM71 162V164H70ZM114 162V163H113ZM118 162V163H116ZM123 162V163H122ZM145 164H144V163ZM176 164H174V163ZM192 162V163H191ZM224 162V163H223ZM5 163H7L6 166ZM18 163V164H17ZM25 163V164H23ZM29 163V164H28ZM54 163V164H53ZM60 163V164H59ZM63 163V164H62ZM116 163V164H115ZM123 164V168H122V164ZM125 163V164H124ZM175 165H173V164ZM186 163V164H185ZM237 163V164H236ZM10 164V165H9ZM69 164V165H68ZM111 164V165H110ZM136 164V165H135ZM161 164V165H160ZM166 164V165H164ZM171 166H169V165ZM195 164V165H194ZM204 164V166H203ZM230 164V165H229ZM245 164V166H244ZM248 164V165H247ZM257 164V166H256ZM16 167H15V166ZM18 165H27V166H18ZM29 165L30 168H29ZM61 165H64L61 166ZM115 165V166H114ZM116 165H118L116 167ZM148 165V166H147ZM168 165V166H167ZM182 165V166H181ZM199 165V166H198ZM201 165V166H200ZM250 165V166H249ZM252 165V166H251ZM14 166V168L12 169V167ZM18 166V167H17ZM121 166V167H120ZM132 168H130V167ZM145 166V168H143ZM147 166V167H146ZM161 166V167H160ZM177 166V167H176ZM179 166V167H178ZM225 166V167H224ZM255 166V168H254ZM58 167V169L56 168ZM66 167H68V169H66ZM107 167H109L107 169ZM115 167V168H114ZM149 167V168H148ZM160 167V170H159ZM165 167V168H164ZM168 169H167V168ZM171 167V168H170ZM176 169H175V168ZM188 167V169L186 170V168ZM191 167V169L189 168ZM199 167V168H198ZM234 167V168H232ZM6 168V170H5ZM78 168V169H77ZM102 168V169H100ZM113 168V169H112ZM215 168V170H214ZM229 168V170H228ZM232 168V170H231ZM242 168V169H241ZM248 168V169H247ZM253 168V169H252ZM8 169V170H7ZM23 169V172L22 170ZM55 169V170H54ZM64 169V171H63ZM97 169V170H96ZM105 170L103 171L104 175L102 174V172L100 170ZM108 171H107V170ZM127 169V170H126ZM145 169V171H143ZM149 169V170H147ZM164 169V170H163ZM184 169V170H183ZM205 169V171H204ZM16 170V171H14ZM20 170V171H18ZM28 170V171H26ZM73 170V171H72ZM89 170H93V171H98L96 174V171L93 172V174H91L92 172ZM113 170V172H112ZM122 170V171H121ZM147 170V171H146ZM166 170V171H165ZM178 170V171H177ZM183 170V171H182ZM194 170V171H193ZM228 170V172H227ZM235 170V171H234ZM237 170V171H236ZM251 170V171H250ZM5 171V172H4ZM11 171V172H10ZM57 171V172H56ZM58 171H60L59 176L56 175L58 174ZM78 171V172H77ZM158 171V173H157ZM161 171V172H160ZM177 171V172H176ZM185 171V172H184ZM187 171V172H186ZM190 171V173H189ZM216 171V172H215ZM7 172V173H6ZM10 172V174H9ZM15 174L13 175L12 174ZM20 172V173H19ZM26 177L24 174H26ZM56 172V173H54ZM64 172V174L62 173ZM75 172V173H74ZM80 172V173H79ZM87 172V173H86ZM108 172V173H107ZM110 172V173H109ZM112 172V173H111ZM116 172V173H115ZM133 172V173H132ZM184 172V173H183ZM17 173V174H16ZM41 173V174H40ZM52 173V174H51ZM53 173L55 174L53 176ZM89 173V174H88ZM114 173L116 174L115 176ZM123 173V174H122ZM126 173V174H125ZM130 173V174H129ZM156 173V174H155ZM186 173V174H185ZM198 173V174H197ZM218 173V174H217ZM222 173V174H220ZM227 173V176H226ZM253 173V174H252ZM21 174V175H20ZM62 174V175H61ZM88 174V176H87ZM101 174V176H100ZM109 174V175H108ZM113 174V175H111ZM122 174V175H121ZM148 174V175H147ZM165 174V175H164ZM177 174V175H176ZM185 177H184V175ZM190 174V176H189ZM207 174V175H206ZM225 174V175H224ZM7 175V176H6ZM11 175V176H10ZM20 175L22 178L21 180L23 182L20 181ZM29 175V176H28ZM50 175V177H49ZM75 175V176H74ZM82 179H79L80 176ZM90 175V179L88 178ZM176 175V176H175ZM183 175V176H181ZM193 175V176H192ZM195 175V176H194ZM199 175V176H197ZM204 175V176H203ZM206 175V177H205ZM219 175V176H218ZM236 175V176H235ZM94 176V177H93ZM99 176V178H98ZM104 176V177H103ZM110 176L113 178H110ZM117 176V177H116ZM131 176V177H130ZM138 176V177H137ZM149 176V178H148ZM196 177V179L193 180V178ZM223 176V177H222ZM4 177V178H3ZM16 177V178H15ZM41 177H43L44 179H42ZM62 177V178H60ZM68 177V178H67ZM97 177V178H96ZM183 177V180L182 178ZM216 177V178H215ZM19 178V180H18ZM41 178V179H40ZM48 178V179H47ZM53 178V179H52ZM57 178L60 179V181L56 180ZM93 178V179H92ZM105 178V179H104ZM121 178V179H120ZM137 178V179H136ZM158 178V179H157ZM179 178H181L180 180H182V182L179 180ZM184 178H189L193 181H195L197 184L194 186H192V188L190 189L191 186H187ZM234 178V179H233ZM258 178V179H257ZM260 178V179H259ZM5 179V180H4ZM16 179V180H15ZM39 181H38V180ZM64 179V181H63ZM76 179V180H75ZM79 179V180H78ZM115 179H117L116 181L118 182H114ZM144 179V180H143ZM202 179V180H201ZM236 179V180H235ZM44 180V181H43ZM47 180V181H46ZM49 180V181H48ZM68 180V182H67ZM90 182H89V181ZM100 180L102 182H100ZM106 180V181H105ZM114 180V181H112ZM121 182H120V181ZM205 180V181H204ZM227 180V181H226ZM14 181V182H13ZM18 181V182H17ZM28 182L27 184L25 182ZM43 181V182H42ZM51 181V183H50ZM55 181V183H54ZM61 181H63V183H61ZM74 181V182H73ZM88 181V182H86ZM97 181V182H96ZM159 181V182H158ZM161 181V182H160ZM224 181V184L223 182ZM229 181V182H228ZM235 181V182H234ZM254 181V182H253ZM4 182V183H3ZM17 184H16V183ZM57 182V184H56ZM68 184H67V183ZM78 182V183H77ZM95 182V183H94ZM128 182V183H127ZM164 182V183H163ZM176 182V183H175ZM179 182H181L180 185ZM202 182V183H201ZM204 182V183H203ZM226 182V183H225ZM240 182V183H239ZM260 182V183H259ZM10 183H15L14 185ZM38 183V184H37ZM72 183V184H71ZM80 183V184H79ZM85 183V184H84ZM88 183V184H86ZM116 183V184H115ZM131 183V184H130ZM151 183V184H150ZM159 183V184H157ZM207 183V184H206ZM221 183V184H220ZM228 183V184H227ZM233 183V184H232ZM245 183V184H244ZM262 183V184H261ZM4 184L6 186H4ZM8 184V186H7ZM20 184V185H19ZM21 184H23L24 186H22ZM49 184V185H47ZM53 184V185H52ZM55 184V185H54ZM67 184V185H66ZM120 184L121 187H120ZM127 184V185H125ZM138 184V185H136ZM205 185L203 187V185ZM223 184V185H222ZM244 184V185H243ZM28 185V186H27ZM40 185V186H39ZM46 185V186H45ZM52 185V187H51ZM70 185V186H69ZM76 185V186H74ZM141 185V188H140ZM191 185V184H189ZM213 185V188L211 187ZM219 185V187H217ZM229 185H231L229 187ZM4 186V187H3ZM20 186V187H18ZM43 186V188H42ZM45 186V187H44ZM63 186V187H62ZM69 186V187H68ZM79 186V187H78ZM87 186V187H86ZM92 186V188L90 189V187ZM156 186V187H155ZM160 186V188H159ZM166 186V187H165ZM173 186V187H170ZM201 186V187H200ZM210 186V187H209ZM221 186V187H220ZM227 186V189H225ZM248 186V187H246ZM8 187V188H7ZM22 187V189H21ZM74 187V188H73ZM76 187V188H75ZM82 187V188H81ZM98 187V188H97ZM151 187V188H150ZM176 187V188H175ZM182 187V189H185V193H187L186 191H188V194H197L200 195L199 197H203V195H205V190L207 189V187L209 189L212 190L213 195L216 196V201H214L215 199H213V203L218 204L221 201H228L231 204L234 205H238L242 208V210H245L247 213L244 214V216L241 215H236L233 216L231 215V218L229 217V219H225V222L227 220V222L222 225V223H213V224H206L208 222H204L201 221V223L199 221H194V222H190L191 225L189 224V226L185 225V224H181L180 225L176 222V218L175 216H173L172 213H164V211L161 210V208L163 209H175L176 205H177V195L180 196L181 192L184 193V189L180 190L179 188ZM189 187V188H188ZM12 188V189H11ZM16 188V189H15ZM49 190H48V189ZM58 188L60 190H58ZM64 188L65 191H63L62 189ZM69 188V189H68ZM72 188V189H71ZM78 188V190H77ZM127 188V189H125ZM144 188V190H142ZM146 188V189H145ZM158 188L160 189V191L158 190ZM187 188V189H186ZM206 188V189H205ZM230 188V189H229ZM244 188V189H243ZM261 190H260V189ZM9 190L8 192H5L4 194V190ZM45 189V191L43 190ZM80 189V191H79ZM96 189V191L94 190ZM176 189V190H175ZM180 191H179V190ZM193 189V190H192ZM233 189V190H232ZM240 189V190H239ZM250 189V190H249ZM5 190V191H6ZM20 192V195L18 191ZM82 190V191H81ZM93 190V191H90ZM154 190V191H153ZM164 190V191H162ZM170 190V191H169ZM192 190V192H191ZM230 190L229 193H227ZM246 190V191H245ZM255 190V191H254ZM260 190V191H259ZM23 191V193H22ZM62 191V192H61ZM90 193H89V192ZM101 191V192H100ZM137 191V192H136ZM142 191V192H141ZM159 191V192H158ZM173 191H177L175 193H173ZM200 191V192H199ZM202 191V192H201ZM253 192V193H249V192ZM17 192V194L15 193ZM25 192V193H24ZM54 192V193H53ZM69 194H67V193ZM86 192V193H85ZM98 192V193H97ZM241 192V193H240ZM6 195L5 199H2V197L4 198L5 196L1 195V194ZM10 193V194H9ZM12 193L14 194L12 195ZM27 193V194H26ZM44 193V194H43ZM56 193V194H55ZM66 197L65 196V194ZM94 193V194H93ZM107 193V194H106ZM168 193H172V196L168 197ZM9 194V195H8ZM23 194V195H22ZM27 196V198L25 197V195ZM30 194V195H28ZM64 195L62 197V195ZM74 194V195H73ZM91 194V195H88ZM98 194V195H97ZM102 194V195H101ZM113 194H115L113 196ZM140 194V195H139ZM148 194V195H147ZM157 194V195H156ZM163 194V195H162ZM187 194V195H188ZM8 195V196H7ZM10 195L13 197H17V198H12L10 201ZM76 195V196H75ZM88 195V197H87ZM97 195V196H96ZM108 195V196H107ZM142 195V196H141ZM148 197L146 198L145 197ZM176 195V196H175ZM247 195V196H246ZM19 196H21L20 198L24 197L25 199H20ZM48 196V197H47ZM73 196V197H72ZM75 196V197H74ZM92 196V197H91ZM99 196V197H98ZM103 199H101L100 198ZM125 196V197H124ZM140 196V197H139ZM244 196V197H243ZM258 196V197H257ZM31 197V198H30ZM66 197V198H64ZM107 197V198H106ZM136 197V198H135ZM170 197L172 199H170ZM175 197V198H174ZM33 198V199H32ZM78 198L81 200H78ZM92 198V199H91ZM126 198V199H125ZM141 198V201H139ZM147 200H146V199ZM150 198V199H149ZM14 199V200H13ZM20 199V201H19ZM70 199L71 202L69 201ZM75 201H74V200ZM116 199V200H115ZM119 202H118V200ZM121 199V201H120ZM143 199V200H142ZM153 199V200H152ZM157 199L159 201H157ZM168 199V200H167ZM230 199V201H229ZM6 200V201H5ZM16 200H18V202H16ZM38 203H37V201ZM91 200V201H90ZM105 200V201H104ZM156 200V201H155ZM239 200V201H238ZM260 200V202H259ZM15 203H14V202ZM24 203L22 204L21 203ZM26 201V202H25ZM33 201V202H32ZM35 201V202H34ZM40 201V202H39ZM69 201V202H68ZM74 201V202H73ZM79 206L76 203H79ZM118 202L115 203V202ZM176 201V202H175ZM232 201V202H231ZM248 201V202H247ZM8 204H7V203ZM10 202V203H9ZM56 202V203H55ZM84 202H92L94 203V205H92L93 207H85ZM122 202V203H121ZM175 202V203H174ZM25 203L27 204L26 207L24 206ZM32 203V204H31ZM35 203L39 206L40 208H36L37 206L35 205ZM46 203V204H44ZM59 203V204H58ZM83 203V206H81ZM146 205H145V204ZM156 203V204H155ZM7 204V205H6ZM21 206H20V205ZM76 204V206H75ZM91 204V203H90ZM95 204L97 207H95ZM111 204H113L111 206ZM142 204V205H141ZM144 204V205H143ZM30 205V206H28ZM51 205V207H50ZM54 205V206H53ZM56 205V206H55ZM115 205V206H114ZM117 205V207H116ZM119 205V206H118ZM129 205V206H128ZM157 205V206H156ZM175 205V207L173 206ZM257 205V206H256ZM8 206V207H7ZM27 208L28 210L32 211V208L34 209L33 206H35V211L37 213L34 212H26L28 211L27 209H24V207ZM49 206V207H48ZM59 206V207H58ZM68 206V207H67ZM75 206V207H74ZM111 206V207H109ZM125 206V209L127 207V211L125 209H121V207ZM142 206V207H141ZM260 206V207H259ZM262 206V207H261ZM54 209H53V208ZM79 207V208H77ZM85 207V208H84ZM101 207V210H100ZM107 207V208H106ZM109 207V208H108ZM120 207V208H119ZM133 207V208H132ZM10 208V209H8ZM73 208V209H72ZM75 208V210H74ZM77 208V209H76ZM88 208V209H87ZM112 208V209H111ZM117 211H116V209ZM129 208V210H128ZM132 208V209H131ZM251 208V209H250ZM4 209V210H3ZM8 209V211H6ZM12 209L14 213L12 212ZM36 209H38L39 211H37ZM61 209V210H60ZM84 209V210H83ZM94 209V210H93ZM115 209V210H114ZM131 209V211H130ZM148 209V210H147ZM26 210V211H25ZM59 210V211H58ZM122 210H125L124 212ZM146 210V211H145ZM241 210V211H242ZM249 210V211H248ZM16 211L18 213H16ZM23 211L24 215H23ZM54 211V212H53ZM69 212V213H65V212ZM91 212L90 213H88ZM97 211V212H96ZM104 211V212H102ZM122 211V212H121ZM136 213V215H131L133 214V212ZM9 214H8V213ZM58 212V213H56ZM61 212V213H59ZM110 212V213H109ZM120 212V213H119ZM129 212V214H128ZM161 212V213H160ZM256 212V213H255ZM20 213V214H19ZM27 213V215H25ZM29 213V214H28ZM34 213V214H33ZM39 213H43V214H39ZM57 215H55V214ZM151 213V214H150ZM254 213V214H253ZM261 213V214H260ZM8 214V215H6ZM11 214V215H10ZM15 214V215H14ZM74 214V215H73ZM86 214V215H84ZM90 214V216L88 215ZM109 214H111L109 216ZM171 216H169V215ZM252 214V215H251ZM260 214V215H258ZM30 215V216H29ZM32 215V216H31ZM36 215V217H35ZM58 217V218H56ZM80 215V216H79ZM84 215V216H83ZM167 215V216H166ZM13 216V217H12ZM24 216L25 218L21 217ZM27 216V217H26ZM54 216V217H52ZM71 216V217H69ZM79 216V218H78ZM131 216V218H130ZM142 216V217H141ZM250 216V217H249ZM8 217V219H7ZM21 217V218H20ZM31 217L33 221H31ZM40 219H39V218ZM48 217V218H46ZM61 217H64V219H62ZM67 217V218H66ZM69 217V218H68ZM74 217V218H72ZM89 217V218H87ZM127 217V218H126ZM147 217V218H146ZM151 217V218H150ZM247 217V218H246ZM5 218V219H4ZM12 218V219H11ZM19 218V219H18ZM28 218V220H27ZM50 218V219H49ZM55 218V219H54ZM60 218V219H59ZM72 218V219H70ZM83 220H81V219ZM125 218V219H124ZM156 218V219H155ZM163 218V219H162ZM182 218V216H181ZM235 218V219H234ZM22 219V221H21ZM42 219V220H41ZM54 219V221H53ZM139 219V220H138ZM162 219V220H161ZM169 219V220H168ZM171 219V220H170ZM243 219V220H242ZM261 219V220H260ZM9 220V221H8ZM12 220V221H11ZM20 220V221H19ZM24 220V221H23ZM46 220V221H44ZM52 221V222H48V221ZM66 220V221H65ZM70 220V221H68ZM72 220V221H71ZM146 220V221H144ZM151 220V221H150ZM159 220V221H158ZM167 220V221H166ZM8 221V222H6ZM13 222L10 226V223ZM148 221V222H147ZM229 221V222H228ZM239 222L238 224L236 223ZM60 222V223H59ZM67 222V223H65ZM71 222V223H69ZM73 222V223H72ZM85 222V224H84ZM99 222V224H98ZM162 222V223H161ZM167 222V223H166ZM170 222V223H168ZM175 225H173L174 223ZM198 222V224L196 223ZM203 222L205 224H203ZM247 222V223H246ZM249 222V223H248ZM253 222V223H252ZM9 223V225H8ZM21 223V224H19ZM23 223V224H22ZM35 223V225H34ZM101 223V224H100ZM124 223V224H123ZM126 223V224H125ZM130 223V224H129ZM138 223V224H137ZM142 223V224H141ZM152 223V224H151ZM164 223V224H163ZM172 223V224H171ZM194 223V224H192ZM200 223V224H199ZM229 223V225H228ZM18 224V225H16ZM60 224V226H59ZM64 224V225H63ZM74 226H73V225ZM77 224V225H76ZM89 226H88V225ZM123 224V225H122ZM137 224V225H136ZM151 224V225H150ZM177 224V225H176ZM240 224V225H239ZM13 225V226H12ZM22 225V227L20 226ZM30 225V226H29ZM53 225V226H52ZM58 225V226H57ZM66 225V226H65ZM72 225V226H71ZM86 225V226H85ZM101 225V226H100ZM124 225H127L124 226ZM131 225V227H130ZM146 225V226H145ZM164 225V226H163ZM196 225H199L198 227ZM201 225V226H200ZM207 225V226H206ZM210 225V226H208ZM247 225V226H246ZM255 225V226H254ZM18 226V227H17ZM32 226H34L32 228ZM45 226V227H44ZM71 228H69V227ZM96 226V227H95ZM124 226V227H121ZM129 226V228H128ZM143 226V227H142ZM185 227L182 229V227ZM191 226V227H190ZM223 226V227H222ZM232 228H231V227ZM253 227L254 226V230L256 231L255 236L254 235H250V237L246 236L247 231L249 229V227ZM262 226V227H261ZM10 227H13L10 228ZM18 228L16 230V228ZM29 227V228H28ZM51 227V228H50ZM82 227V229L80 228ZM86 227V228H85ZM90 229H88V228ZM101 227V228H99ZM136 227V228H135ZM142 227V228H141ZM157 227V228H156ZM167 227V228H166ZM177 227V228H176ZM193 227V228H192ZM201 227V228H200ZM206 227V229L204 228ZM208 227H211L208 229ZM9 228V229H8ZM24 228V229H23ZM56 228V229H55ZM58 228V229H57ZM104 228V229H103ZM107 228V229H106ZM127 230H126V229ZM131 228V229H130ZM155 228V229H154ZM164 228V229H163ZM173 228V229H172ZM204 228V229H203ZM214 228V229H213ZM226 228V229H224ZM248 228V229H247ZM21 229V230H20ZM32 229V230H31ZM38 229V230H37ZM84 229V231H83ZM96 229V230H95ZM103 229V230H101ZM123 229V230H122ZM151 229V230H150ZM160 229H162V231H160ZM174 230L171 231L173 233L170 232V230ZM188 229V230H187ZM200 229V230H199ZM216 229V231H215ZM241 229V230H240ZM246 229V230H245ZM2 230V231H1ZM12 230V231H11ZM15 230V231H14ZM28 231V235L30 236L29 238H27L28 236L25 237V232ZM33 232H31V231ZM42 230V231H41ZM67 233H65L64 232ZM73 230V231H72ZM78 230V232H77ZM92 230V232H91ZM105 230V232H104ZM122 230V231H121ZM125 230V231H124ZM132 230V231H131ZM138 230V231H137ZM140 230V231H139ZM183 232V235L180 233ZM194 231L191 232V231ZM227 230V231H226ZM232 232L231 233H228ZM235 230V231H234ZM258 230V231H257ZM10 231V232H9ZM18 231V233H16ZM35 231H36V235H35ZM48 231V233H47ZM52 231H55L58 236L56 235V233L54 234ZM62 231V232H60ZM68 231V232H67ZM86 231V232H85ZM101 231V233H100ZM103 231V232H102ZM116 231V233H115ZM124 231V232H123ZM131 231V232H130ZM136 231V232H135ZM155 231V232H154ZM169 231L171 233V237L170 234H168ZM246 233H245V232ZM7 232V233H6ZM13 232V233H12ZM24 232V233H23ZM31 232V233H30ZM64 232V233H63ZM80 232V233H79ZM89 232V233H88ZM111 232V233H110ZM122 232V233H121ZM126 232H130L127 233V236L125 235ZM139 234H136V233ZM158 232V233H157ZM160 232V233H159ZM167 232V233H166ZM178 232V233H177ZM192 236H191V234ZM196 232V233H195ZM204 232V233H203ZM225 232V234H224ZM24 234L23 235H21ZM45 233V235H44ZM76 233V235L74 234ZM79 233V234H78ZM88 233V236H87ZM96 233V234H95ZM121 233V234H120ZM125 233V234H124ZM149 233V234H148ZM164 233V234H163ZM189 233V234H188ZM213 233V234H212ZM33 236H32V235ZM43 234V235H42ZM61 234V235H60ZM65 234V235H63ZM70 234V235H69ZM84 234V235H83ZM100 234V235H98ZM104 234H107L108 237H106L107 235L104 236ZM141 234V235H140ZM147 234V235H146ZM172 234H174L175 236H173ZM182 236H180V235ZM16 235V237H15ZM27 235V234H26ZM55 235V236H54ZM74 235V236H73ZM110 235H112L110 237ZM143 235V236H142ZM145 235V236H144ZM207 235H209L210 238L207 237ZM223 235H227L226 237ZM245 235V236H244ZM10 236V238H9ZM39 239H35L33 241V239L36 237ZM49 236V237H47ZM70 236V238L72 239V241H70L71 239L68 237ZM80 236V238H79ZM84 238H81L83 237ZM91 236H93L94 238L96 237V239L94 240V238H92ZM116 236V238H115ZM124 236V237H123ZM140 236V237H139ZM147 236V237H146ZM149 236V238H148ZM17 237H19L18 239H16ZM24 237V238H23ZM32 237V238H31ZM67 239V240H62V239ZM76 237V239L74 238ZM105 237V238H104ZM126 237V238H125ZM152 237V239L150 238ZM175 237V238H173ZM185 237V238H184ZM206 239L205 240H202ZM254 237V238H253ZM43 238V239H42ZM44 238H46L44 240ZM53 238V239H52ZM98 238V239H97ZM109 238V239H108ZM115 238V239H113ZM122 240H121V239ZM140 238V239H139ZM145 238V239H144ZM147 238V240H146ZM165 240H164V239ZM169 238H171L169 240ZM182 238V239H181ZM195 238V239H194ZM249 238V239H247ZM263 238V239H262ZM11 241H10V240ZM20 239V240H19ZM32 241H31V240ZM57 239V240H56ZM59 239V240H58ZM94 241H93V240ZM106 239V240H105ZM109 243H108V241ZM113 239L115 244L113 241L111 240ZM118 239V240H117ZM151 239V240H150ZM156 239V240H155ZM161 239V240H159ZM163 239V241H162ZM226 241H225V240ZM246 239V240H245ZM15 240V241H13ZM29 240V241H28ZM53 240V241H52ZM62 240V241H61ZM82 240V241H81ZM91 242H90V241ZM121 240V242L119 241ZM125 240V241H124ZM149 240V241H148ZM159 240V241H158ZM173 240V241H172ZM8 241V242H5ZM19 241V242H17ZM23 241V242H21ZM26 241V242H25ZM31 241V242H30ZM45 241V242H44ZM47 241V242H46ZM68 241V242H65ZM70 241V242H69ZM74 241V242H73ZM88 241V242H86ZM104 241V243L102 242ZM107 241V242H106ZM151 241V242H150ZM157 241V243L155 242ZM175 241V242H174ZM179 241H181V243H179ZM204 241V242H203ZM211 241V242H210ZM229 241V243H228ZM252 241V242H251ZM13 242V243H12ZM29 242V243H28ZM35 242V243H33ZM39 242V244L37 243ZM41 242V243H40ZM48 242L52 243V244H57L58 247H56L57 245L54 244L51 245L50 243L47 244ZM59 242V243H58ZM64 244H63V243ZM72 242V243H71ZM106 242V243H105ZM112 242L114 243L112 245ZM119 242V243H118ZM123 242V243H122ZM125 242V243H124ZM127 242V243H126ZM139 242V243H137ZM140 242H142L143 244H141ZM165 242V243H164ZM210 242V243H209ZM233 242V243H232ZM248 242L250 244H248ZM28 243V244H27ZM45 243V244H44ZM86 243V244H85ZM98 243V244H97ZM146 243V244H144ZM153 243V244H151ZM161 243V244H160ZM189 243V244H188ZM219 243V244H218ZM222 243V244H221ZM226 243H228L229 245H233V247L239 248L237 249L240 253L234 254L232 252H222L219 251V248H222L226 245ZM244 243V244H243ZM6 244V246H5ZM9 246V245H12ZM41 244V246H40ZM60 244V245H59ZM85 244V245H84ZM96 244V245H95ZM100 244V245H99ZM103 244V245H102ZM109 244V245H108ZM119 244V245H118ZM156 244V245H154ZM164 244V245H163ZM191 244V245H190ZM224 244V245H223ZM16 245V246H15ZM39 245V246H36ZM48 245V246H47ZM88 245V246H87ZM91 245V246H90ZM94 245V246H93ZM111 245V247H110ZM134 245V246H133ZM141 245V246H140ZM149 247H148V246ZM167 245V246H166ZM205 245V246H204ZM231 245V246H232ZM250 245V246H249ZM15 246V247H14ZM36 246V247H35ZM51 246H53L51 248ZM85 246V247H84ZM93 246V247H92ZM107 248H106V247ZM109 246V248H108ZM145 246V247H144ZM210 246V247H209ZM219 246V247H218ZM3 247V249H2ZM17 247V248H16ZM20 247V248H19ZM67 247V249H66ZM72 247V248H71ZM88 247V248H86ZM103 247V248H102ZM105 247V248H104ZM121 247V248H120ZM126 247V248H125ZM147 247V248H146ZM154 247V248H153ZM158 247V248H157ZM176 247V248H175ZM182 247L183 251L185 252V256L179 257V258H175V256L172 255L173 249H180ZM216 247V248H215ZM251 247V248H250ZM30 248V249H29ZM43 248V249H42ZM61 248V249H60ZM64 248V249H63ZM110 248L113 250L111 253ZM123 248V249H122ZM128 248V249H127ZM149 248V249H148ZM164 248V249H163ZM189 248V249H188ZM243 248V249H242ZM255 248V249H254ZM6 249V251H5ZM18 249L21 251H18ZM25 249L28 250L29 254H26L27 251L25 252ZM32 249H37V250H32ZM39 249V251H38ZM71 249V250H70ZM107 249V250H105ZM117 249V252L116 250ZM120 249V250H118ZM170 252H168L167 251ZM210 249V250H209ZM215 249V250H214ZM2 250V251H1ZM13 250V251H10ZM17 250V251H16ZM41 250V251H40ZM43 250V251H42ZM47 252H45V251ZM53 250H58V251H54ZM81 250V251H80ZM106 252H105V251ZM115 250V251H114ZM131 250V251H130ZM158 250V251H157ZM236 250V251H237ZM247 250V251H246ZM249 250V251H248ZM32 251V252H30ZM70 253H69V252ZM91 251V252H90ZM94 251V252H92ZM98 251V252H97ZM119 251V252H118ZM129 251L131 253H129ZM137 251V252H136ZM163 251V252H162ZM167 251V252H166ZM210 251V252H209ZM212 251V252H211ZM6 252V253H5ZM12 252V253H11ZM20 252V253H19ZM51 252V253H50ZM65 252V254H69V256L67 255L66 257L64 256L65 254H63ZM74 252V253H73ZM78 252H81L78 253ZM116 252V253H115ZM122 252V253H121ZM145 252V253H144ZM160 252V253H158ZM235 252V251H234ZM248 252V253H247ZM250 252V253H249ZM252 252L254 254H252ZM10 253V254H8ZM22 253V254H21ZM32 255V259L30 258ZM33 253V254H32ZM76 253V254H75ZM78 253V254H77ZM86 255V257L83 255ZM98 253V254H97ZM128 253V254H127ZM144 253V254H143ZM166 255H163L165 254ZM4 254V255H3ZM8 254V255H7ZM12 254V256H11ZM26 254V255H25ZM117 254V255H116ZM132 254V255H131ZM153 254V255H152ZM163 257H162V255ZM18 255V256H17ZM24 255V256H23ZM47 257H46V256ZM77 255V256H75ZM79 255V256H78ZM101 255V256H100ZM107 255V256H106ZM114 255V256H113ZM127 255V256H126ZM129 255V257H128ZM49 256V257H48ZM83 256V258H82ZM92 256V257H91ZM100 256V257H99ZM111 256V258H110ZM132 256V257H131ZM140 256V257H138ZM3 257V258H2ZM5 257H8L5 259ZM34 257V258H33ZM46 257V258H45ZM76 257V258H75ZM85 257V258H84ZM89 257V258H88ZM103 257V258H101ZM147 257V258H146ZM157 257V258H156ZM172 257V258H171ZM174 257V258H173ZM37 258V259H36ZM70 258V259H69ZM75 261H72V259ZM118 258V259H117ZM41 259V260H39ZM86 259V260H85ZM106 259V260H105ZM237 259V260H236ZM3 260H5L3 262ZM10 260V263L9 261ZM39 260V261H38ZM68 260V261H67ZM97 260V262H96ZM143 260V261H141ZM188 262H187V261ZM244 260V261H243ZM7 261V262H6ZM35 261H37L35 263ZM42 261V262H40ZM46 261V262H45ZM71 261V262H70ZM85 261V262H84ZM94 261V262H93ZM111 261V262H110ZM183 261V262H182ZM34 262V263H33ZM40 262V263H39ZM134 262V263H133Z\"/></svg>",
  "mask_w": 264,
  "mask_h": 264
}]
</instances>
